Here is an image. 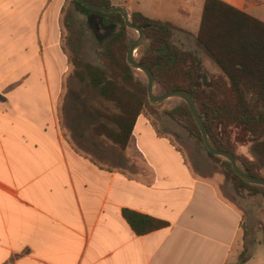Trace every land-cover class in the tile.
<instances>
[{
	"label": "crops",
	"instance_id": "obj_1",
	"mask_svg": "<svg viewBox=\"0 0 264 264\" xmlns=\"http://www.w3.org/2000/svg\"><path fill=\"white\" fill-rule=\"evenodd\" d=\"M108 1L194 38L205 0ZM223 1L264 21V0ZM64 3L0 0V264H264L260 233L238 263L242 209L148 118L137 117L126 165L108 164L61 131L64 72L48 67L54 55L67 66ZM123 209L168 225L137 234Z\"/></svg>",
	"mask_w": 264,
	"mask_h": 264
},
{
	"label": "trees",
	"instance_id": "obj_2",
	"mask_svg": "<svg viewBox=\"0 0 264 264\" xmlns=\"http://www.w3.org/2000/svg\"><path fill=\"white\" fill-rule=\"evenodd\" d=\"M87 1L111 6L108 0ZM73 3L86 14L100 15L104 27L116 25L105 40L101 64L86 61L76 45H70L67 62L72 65L74 77L86 83L117 109L111 115L95 109L97 115L106 120L94 126L95 132L125 148L137 117L146 105L151 106L147 82L135 76V69L126 60L127 52L137 37H129L120 13H101L76 0ZM69 18L66 22L68 28L71 26ZM130 18L146 33V42L139 48L137 60L153 72L155 86L161 93L174 89L188 91L196 103L212 144L232 152L246 173L264 178L261 173L264 170V21L223 0L204 1L195 42L223 73L212 77L204 85L200 81L199 62L194 53L181 49L172 41L173 32L183 29L140 12H131ZM164 45L167 52L157 53ZM172 59L174 62H171ZM167 114L178 121L186 120L189 129L202 141L200 130L183 100L168 110ZM232 127L242 128L248 133L252 159L236 153L229 135ZM208 153L222 161L228 179L241 188L249 189L250 194H264V186L244 182L235 174L228 160ZM123 215L137 234L168 225L166 221L127 209H123ZM250 253L251 243L247 244L245 235L238 263L245 261Z\"/></svg>",
	"mask_w": 264,
	"mask_h": 264
},
{
	"label": "rangeland",
	"instance_id": "obj_3",
	"mask_svg": "<svg viewBox=\"0 0 264 264\" xmlns=\"http://www.w3.org/2000/svg\"><path fill=\"white\" fill-rule=\"evenodd\" d=\"M68 16L71 21L70 28L66 25ZM59 19L61 25L60 44L64 54L68 56L70 45H76L80 48L81 55L86 61L101 64L104 60L105 40L115 30L116 25L109 24L104 27L100 15L86 14L78 10L73 0H65ZM127 32L130 38L138 36L136 31L127 29ZM172 41L181 49L194 53L199 62L202 84L208 83L212 77L223 75L213 60L198 47L195 38L187 32L174 31ZM138 50L135 52L136 58L139 57ZM65 64L67 66L54 55L52 69L48 67V70H56L59 67L64 72L62 92L55 108L61 131L66 134L73 145L79 146L80 143L91 154L98 152L103 158L107 157L108 164L126 165L125 149L104 135L97 134L94 130L95 124L106 121L97 115L95 109L108 115L116 113L117 109L86 83H82L74 77L72 65L68 62ZM134 74L137 78L147 82L142 71L135 70ZM154 92L161 93L156 86ZM180 100L170 98L160 103L150 102L151 106L146 105L140 115L148 118L160 134L171 139L183 155L184 161L198 175L214 178L220 185L223 194L242 209L243 228L247 244L250 245L259 233L264 236V194L261 192L250 194L249 189L241 188L228 179L224 173L225 168L222 161L209 155L203 142L189 129L187 121H178L167 114V111L178 105ZM108 125L113 126L111 123ZM229 135L235 145L236 153L252 159L248 133L242 128L232 127L229 129ZM113 158L117 160L112 161ZM133 162H138V159L134 158ZM261 173L264 174V170Z\"/></svg>",
	"mask_w": 264,
	"mask_h": 264
},
{
	"label": "water",
	"instance_id": "obj_4",
	"mask_svg": "<svg viewBox=\"0 0 264 264\" xmlns=\"http://www.w3.org/2000/svg\"><path fill=\"white\" fill-rule=\"evenodd\" d=\"M76 1H78L81 5L91 10L98 11L101 13H106V14L115 13V12L120 13L124 20L125 26L128 29L136 31L138 33L136 40L131 44L127 52L126 60L130 67H132L135 70H140L145 74L147 78L148 100L152 103H160L170 98H178V99L183 100L188 105L191 111V114L193 116V119L200 130V133L202 136V142L204 146L206 147L207 151L215 156H219V157H222L228 160L235 174L239 176L244 182L249 183V184L264 186V178H260V177L253 176L251 174L246 173L243 170V168L240 166L239 162L237 161L236 157L234 156L232 152L228 150L216 148L212 144L209 138V135H208L207 128L204 124V121L201 118L198 112V109L196 107V103L192 95L188 91L183 90V89H174V90H170L168 92H164L160 94H157L154 92L155 78H154L153 72L150 70L149 67L140 63L135 57V52L146 42V33L140 26H138L137 24L131 21L129 13L125 8L120 7V6L97 5L87 0H76ZM167 50H168L167 47L164 45L163 49L157 50L156 52L159 54H165ZM171 62H174V59H172Z\"/></svg>",
	"mask_w": 264,
	"mask_h": 264
}]
</instances>
